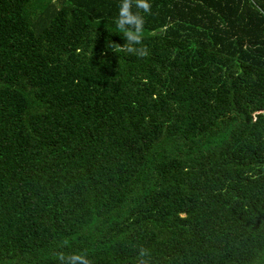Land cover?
Returning a JSON list of instances; mask_svg holds the SVG:
<instances>
[{
  "label": "trees",
  "instance_id": "16d2710c",
  "mask_svg": "<svg viewBox=\"0 0 264 264\" xmlns=\"http://www.w3.org/2000/svg\"><path fill=\"white\" fill-rule=\"evenodd\" d=\"M122 3L0 0V264H264V0Z\"/></svg>",
  "mask_w": 264,
  "mask_h": 264
},
{
  "label": "clouds",
  "instance_id": "9594fccd",
  "mask_svg": "<svg viewBox=\"0 0 264 264\" xmlns=\"http://www.w3.org/2000/svg\"><path fill=\"white\" fill-rule=\"evenodd\" d=\"M137 9L141 10L145 14L151 13L152 5L150 0H135ZM132 0H123L122 5L119 7L118 16L116 20L117 30L127 37L128 43L124 46L118 44H113V49L115 51H126L131 54H136L139 56H144L147 54L146 48L143 45L144 39V16L140 14L139 11L133 12ZM125 25H129L128 29L125 28ZM134 28V31L132 30ZM140 46V47H137ZM144 253H142L143 255ZM58 259L64 261L65 257L61 254ZM69 264H90V261L79 254H73L68 257Z\"/></svg>",
  "mask_w": 264,
  "mask_h": 264
}]
</instances>
